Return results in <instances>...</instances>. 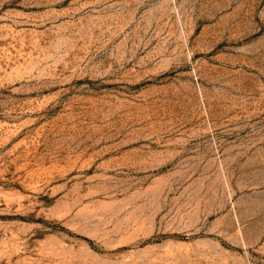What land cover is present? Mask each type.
I'll list each match as a JSON object with an SVG mask.
<instances>
[{"label":"rangeland","instance_id":"374dc122","mask_svg":"<svg viewBox=\"0 0 264 264\" xmlns=\"http://www.w3.org/2000/svg\"><path fill=\"white\" fill-rule=\"evenodd\" d=\"M0 264H264V0H0Z\"/></svg>","mask_w":264,"mask_h":264}]
</instances>
